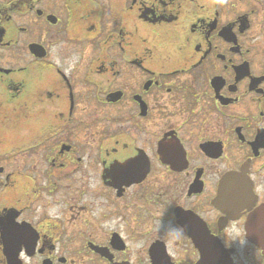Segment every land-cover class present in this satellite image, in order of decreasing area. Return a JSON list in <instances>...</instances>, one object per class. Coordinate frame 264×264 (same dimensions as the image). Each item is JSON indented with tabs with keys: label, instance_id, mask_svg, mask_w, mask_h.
<instances>
[{
	"label": "flooded vegetation",
	"instance_id": "1",
	"mask_svg": "<svg viewBox=\"0 0 264 264\" xmlns=\"http://www.w3.org/2000/svg\"><path fill=\"white\" fill-rule=\"evenodd\" d=\"M0 264H264V0H0Z\"/></svg>",
	"mask_w": 264,
	"mask_h": 264
}]
</instances>
